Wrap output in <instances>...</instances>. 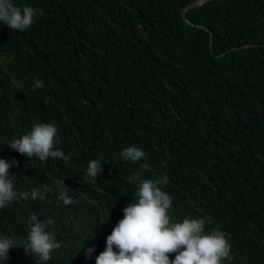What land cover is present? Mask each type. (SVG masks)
<instances>
[{"label": "trees", "instance_id": "obj_1", "mask_svg": "<svg viewBox=\"0 0 264 264\" xmlns=\"http://www.w3.org/2000/svg\"><path fill=\"white\" fill-rule=\"evenodd\" d=\"M196 1L13 0L39 14L23 32L0 22V158L15 191H51L0 209V236L24 239L31 215L51 218L61 247L46 264H96L135 200L128 178L148 163L145 178L168 176L171 222L219 226L231 245L221 264H264V0H204L184 18ZM38 122L56 125L67 162L7 146ZM131 145L146 159L124 162ZM57 180L78 203L58 199ZM8 255L0 264H36L22 248Z\"/></svg>", "mask_w": 264, "mask_h": 264}, {"label": "clouds", "instance_id": "obj_2", "mask_svg": "<svg viewBox=\"0 0 264 264\" xmlns=\"http://www.w3.org/2000/svg\"><path fill=\"white\" fill-rule=\"evenodd\" d=\"M39 10L27 4L16 6L13 0H0V22L12 31L23 32L34 23ZM11 83L20 89L23 87L15 78ZM33 90L42 89L44 82L36 79ZM57 127L52 123L38 122L31 131L21 138L10 140L7 144L29 158L45 161L49 157L63 159L70 156L55 149ZM55 149V150H54ZM124 162L137 163L146 159L143 148L131 145L119 153ZM12 164L0 158V209H5L13 201L23 198L36 201L43 199L51 191L48 185L43 190L33 188L31 192L14 190V177L10 176ZM148 163L140 165V172L129 177L136 185L135 200L123 209L120 219L112 232L106 237L105 249L96 257V264H221L231 258V245L227 234L217 226L210 234L205 233L204 218L185 217L182 222H171L169 209L173 198L163 190L168 182L167 174L162 177L145 178L144 172L150 171ZM100 160H90L86 170V179L95 181L102 172ZM58 199L65 206L78 203L70 195L64 180H57ZM55 223L51 218L40 222L37 215L29 218L30 230L24 239H15L8 235L0 236V262L9 259V250L22 248L25 253L36 257V264H46L52 253L61 247L56 240L55 231L49 232L48 226ZM93 250L89 249V254ZM170 254H175L170 259Z\"/></svg>", "mask_w": 264, "mask_h": 264}, {"label": "water", "instance_id": "obj_3", "mask_svg": "<svg viewBox=\"0 0 264 264\" xmlns=\"http://www.w3.org/2000/svg\"><path fill=\"white\" fill-rule=\"evenodd\" d=\"M204 2V0H198L196 2L190 3L184 10H183V17L186 18V10L189 8H194L199 6L200 4H202ZM207 29H209L208 27H206ZM213 45H214V34L213 32H211V49L213 50ZM248 46V45H245Z\"/></svg>", "mask_w": 264, "mask_h": 264}]
</instances>
